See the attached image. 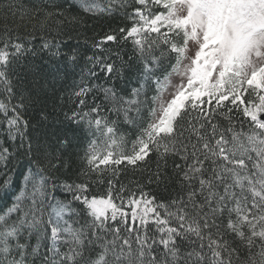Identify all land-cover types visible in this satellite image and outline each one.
I'll use <instances>...</instances> for the list:
<instances>
[{"label":"snow or ice","instance_id":"snow-or-ice-1","mask_svg":"<svg viewBox=\"0 0 264 264\" xmlns=\"http://www.w3.org/2000/svg\"><path fill=\"white\" fill-rule=\"evenodd\" d=\"M0 264H264V0H0Z\"/></svg>","mask_w":264,"mask_h":264},{"label":"trees","instance_id":"trees-1","mask_svg":"<svg viewBox=\"0 0 264 264\" xmlns=\"http://www.w3.org/2000/svg\"><path fill=\"white\" fill-rule=\"evenodd\" d=\"M28 2H29V0H25V3H28ZM65 6H67V4H65ZM78 11H79L78 9H73V13L78 12ZM88 35H91V33H88ZM72 43L75 44L76 41L73 40ZM129 52H130V50H129ZM88 54H91V51H89ZM125 59H127V56L125 57ZM29 61H31L36 66L37 72H40V71L47 72L53 65L60 66L58 64V62L55 61V60L49 61V57H48V54L47 53H43V54L38 55L36 57H32V56L29 55L28 58H27V60H25V61L22 62V65H27ZM19 72H20V74H21V76L23 78L24 84L27 87L31 88L32 87L33 74L28 71V68L26 66H21L19 68ZM48 78L51 79V75H49ZM64 83H66V84L67 83H70V79L68 81H65ZM60 119L62 120L63 117L60 116ZM54 124H55V121H52V122H50L48 124L47 127L49 128V130H52L53 129V125ZM57 128L59 129V126H57Z\"/></svg>","mask_w":264,"mask_h":264}]
</instances>
